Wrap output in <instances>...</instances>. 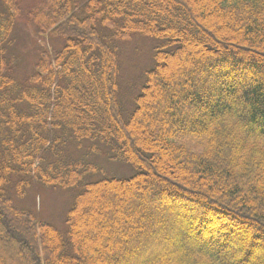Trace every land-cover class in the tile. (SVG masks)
<instances>
[{
  "label": "trees",
  "instance_id": "1",
  "mask_svg": "<svg viewBox=\"0 0 264 264\" xmlns=\"http://www.w3.org/2000/svg\"><path fill=\"white\" fill-rule=\"evenodd\" d=\"M127 41L149 43L134 70ZM254 50L264 61V0H0V264L245 262L264 234ZM36 185L67 195L60 225L39 219Z\"/></svg>",
  "mask_w": 264,
  "mask_h": 264
},
{
  "label": "rangeland",
  "instance_id": "2",
  "mask_svg": "<svg viewBox=\"0 0 264 264\" xmlns=\"http://www.w3.org/2000/svg\"><path fill=\"white\" fill-rule=\"evenodd\" d=\"M37 0H21V5L22 7H29L30 5H32L34 2H36ZM203 3V2H201ZM222 21L220 20V23ZM224 25H228L226 24V22H222L221 24ZM224 25H222L224 27ZM214 28L219 30L221 29L219 26L217 25H214ZM228 28L233 31V32H237V30L234 29V27L230 24L228 25ZM222 32H219V34H221ZM239 35V34H238ZM40 39L44 45L48 46V39L46 38V36L44 38H38ZM233 41H237L236 39H233ZM128 42V41H127ZM127 53L129 52V49L131 48V44L132 43H127ZM235 45L237 44L234 43ZM239 45L240 47H245L247 49H249L250 47H247L244 44H237ZM148 49L149 48V43L148 42H145V41H138V46H136L135 48L131 49L129 53H131V58L130 59V68L131 69H135V65L137 66H141L143 65L144 63L147 62L148 60ZM251 51V49H250ZM253 51V49H252ZM251 57L255 59H258L257 62L259 65H261L262 63L264 64V61H262L261 58H259V53L256 52V50H254V52H250ZM202 69H205L207 73H212L213 70H210L209 69V66L207 65H203L201 66V70ZM237 70L238 71H245L246 73V69H245V66H244V63H241L238 65L237 67ZM132 71L128 70L127 66L125 65V67H123V70H122V75H125V76H132L133 73H131ZM255 73V72H254ZM214 74V73H213ZM244 74V73H243ZM245 75V74H244ZM261 74H258L256 72V77L259 78ZM243 78V76H241ZM217 82H215V84L218 86V87H225L226 85H228L229 83H232L230 79H227L224 81H218L216 80ZM228 83V84H227ZM234 84H237V81H235ZM206 84H201L199 87V90H201V95L206 98V99H209L210 102L214 103L216 102V99L214 96L212 97H209L208 94H207V91H204V89L206 88L205 87ZM212 86H214L212 84ZM211 90V89H209ZM220 97H225V95L220 94ZM237 96L235 95L231 100L235 101ZM185 114L187 115H191V117L193 116H200V117H206L207 115H209V110H206V109H203L201 111H185L184 112ZM146 126V124H144V127ZM253 130H257V127H253ZM140 138H145V132L144 133H140L139 134ZM121 164V165H120ZM101 166L104 168V169H107L109 174L111 175V177H116V178H122V177H128V176H131L133 174V171L130 167H126L124 164L122 163H113L112 162H102ZM176 174V172H175ZM29 201L31 200L32 203L34 204V209L36 211V213L38 214V217L41 221H44V222H47V223H50V224H53V225H60L61 224V220H62V214L64 213V211L66 210L67 206H68V203H69V199L67 198V195L53 189V188H48V187H43V186H40V185H36L35 187L31 188L30 192L28 193V198H27ZM118 203H122V199L121 200H118ZM124 203V202H123ZM105 207V206H104ZM134 210H137V207L134 208ZM96 215L99 214V216H101V212L100 211H97L95 212ZM141 213L142 216H144L145 214H147L148 212H145V211H141L139 212ZM150 213V212H149ZM98 216V218H99ZM90 219H88V226H92L94 227L95 224L97 223V221L99 219H95L94 215L91 214L90 217H88ZM226 221H228L227 219H225ZM60 222V223H59ZM230 222V221H229ZM199 226H201L199 224ZM239 226V230L241 231H247V232H252L253 230H251L252 228H250L249 226L247 225H243L242 224L238 225ZM102 229V228H101ZM204 230V229H203ZM253 233V232H252ZM99 235V234H98ZM97 235V238L98 239V236ZM256 235L258 236L255 241L251 244H249L248 246L250 247V249H252V252L251 254H249L247 260H245V262H243L242 264H250V263H263L264 262V234H260L259 232L256 233ZM182 236V235H181ZM185 238V237H184ZM96 239H94L96 241ZM168 241H169V244L171 245H175V243H173V239L172 238H168ZM181 242H183V240H181ZM247 247V246H244V248ZM236 261H231L230 264H235ZM264 264V263H263Z\"/></svg>",
  "mask_w": 264,
  "mask_h": 264
}]
</instances>
